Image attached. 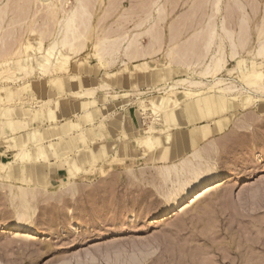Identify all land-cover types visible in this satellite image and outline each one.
Instances as JSON below:
<instances>
[{"label": "rangeland", "instance_id": "374dc122", "mask_svg": "<svg viewBox=\"0 0 264 264\" xmlns=\"http://www.w3.org/2000/svg\"><path fill=\"white\" fill-rule=\"evenodd\" d=\"M7 1L0 0L3 3ZM69 1L72 4L76 2ZM109 1L96 0L92 20L96 29L85 51L73 55L69 65L47 75H40L38 70L31 75L20 71L22 78L17 82L7 79V72L0 75V96L4 97L0 100V161L6 163L4 169L0 167V264H264V156L262 159L256 157V153L264 151V95L248 103L249 96L235 99V95H223L214 89L203 92L196 106L188 109L186 106L190 96L180 93L178 106L173 101L168 102L169 112L172 111L168 120L176 123L174 129L163 132L156 130L153 133L155 145L148 147L149 150L137 147V137L144 134L148 125L157 118L156 114L142 113L137 107L138 97L158 96L152 87L163 86L168 81L200 77L188 67L174 64L176 53L171 50L180 46L179 43L190 38L205 23L209 13H212V0L208 4L204 0L203 5L200 3L202 0H159L161 4L164 3L166 15L161 21L163 42L160 51L129 62L133 73L127 68V72L132 74L120 76L121 86L117 89L120 91L117 97H112L116 92L108 96L104 91L89 95L101 103L110 101L112 108L96 113V119L85 122L83 128L80 123L77 127L72 123L77 122L84 112L79 105L80 99L74 96L73 91L84 88L83 85L79 87L81 81L95 85L103 81V76L99 72H84L70 78V74L78 73L83 65L97 64L94 44L98 37L114 29L110 35H115L120 25L119 30L135 33L149 25L147 22L141 28L138 26L146 15L147 7L150 6L152 12L156 11L152 3L156 0H113L116 4L113 2L114 7L107 12ZM227 1L223 0L222 14L216 19L219 23L226 12L223 11ZM246 1H252L246 9L249 39L247 45L241 48L239 58L229 59L228 68L237 69L231 75L227 70L224 72L227 77L232 76L237 80L238 84L243 83L244 79L237 66L239 60H244L246 69H251L253 65L264 69L262 58L257 59V64L250 63L260 37L264 0ZM31 5V10L25 15L26 20L15 27L7 40L8 48L0 57V70L7 64L18 72V68H22L26 62L37 66L38 58L43 59V53H46L53 39L47 34L51 29L53 32L56 30V21L47 18L43 11L37 12L35 2ZM196 10V16H192ZM11 12L3 23L5 31L15 16ZM190 13L194 18L189 17ZM101 15H105L102 21L99 20ZM190 20H193L190 22L192 24ZM174 23L179 24L178 29H184L181 36L176 33V38L171 40V25ZM189 24L190 28L187 26ZM234 27L237 28L236 25ZM8 31H0V39ZM44 36L45 40L42 39ZM142 42L147 45L148 36H143ZM29 43H33L34 47L27 51L25 45ZM195 55L198 57L200 54L197 51L193 57ZM62 57V54H58L54 60H62ZM200 59L197 58L202 61L203 57ZM134 64L140 66L133 69ZM122 67L120 63L111 70L118 71ZM199 68L200 72L202 66ZM141 71L153 72L151 89L135 85L134 72ZM61 74L66 77L57 82ZM162 76H165L164 82ZM141 90L146 93L138 94ZM165 94L160 96H167ZM59 96L72 97L68 101L73 100L77 109L67 114L58 108L57 120L41 122L39 117L47 107L43 101L51 98L50 105L57 106ZM123 104L126 106L122 107ZM6 109H12L16 118H26L29 123L27 130L21 134L8 128ZM102 112H109L105 119L109 133L105 135V140L109 139L112 143L109 152L100 156L99 151L98 157L93 158L87 151L96 143L89 145L87 142L90 139L93 143L98 141L96 136L94 139L92 137L101 129L94 128L93 124L103 118ZM55 123L63 124V130L53 128ZM70 125L74 126L71 128ZM22 127L25 125L22 124ZM172 131L174 135H171ZM124 132H128L129 136ZM56 133L59 135L55 136ZM14 134L22 135L19 148H27L28 155L14 156L12 151L9 155L5 154L8 137ZM81 136L84 138L81 139ZM44 141L47 144L54 142L55 147L52 146L50 151L57 149L62 155L46 158L38 150L39 143ZM209 146L212 148V159L224 170L226 182L192 203L188 210L162 214L165 193L172 184L164 183L160 168L167 163L180 162L195 148ZM79 153H83L79 157V164L83 168L77 170L75 164L71 165L68 160ZM51 162L54 164L49 166ZM21 186H36L41 190L38 197L32 199L33 207H36V215L32 219L41 232L30 238L17 230L3 227V222L15 220L17 211L21 209V200L14 198ZM70 186L77 187L76 191Z\"/></svg>", "mask_w": 264, "mask_h": 264}, {"label": "bare ground", "instance_id": "6f19581e", "mask_svg": "<svg viewBox=\"0 0 264 264\" xmlns=\"http://www.w3.org/2000/svg\"><path fill=\"white\" fill-rule=\"evenodd\" d=\"M203 1L204 0L200 2L202 3V5L204 3L206 4L209 3V0H206L204 3ZM32 2L33 3L35 2V4L37 5V12L43 11L44 14L46 13L47 18L50 17L54 21H56V30L53 32L51 29L49 33L47 32L48 34L46 33L49 36H53V39L49 47L47 48L46 53H43V59L38 58L37 66L31 65L30 62H26L22 64L23 66L22 68H18L19 70L18 72L16 69H14L11 66V64H7L5 68L0 70L1 76L3 73L5 74L7 72V75L5 74V77L7 79H10V81L16 80L17 82L22 78L21 76L22 73L30 74L35 72V70H38L39 71L38 73H40V75L42 74L47 75L60 71L62 67L67 66V64L69 65V59L73 57V55H79L85 51V49L87 48V42L89 39L92 38L91 35L93 31L96 29L92 24L93 15H94L93 10L96 0H76L74 4H72L69 0H8L6 3L0 2V31L6 32L8 31L9 28V31L6 34H4L3 36L4 38L2 37L0 39V57L5 54L4 52H6V49L8 48L7 40L11 37V34L14 32L13 30L15 29V27L19 23L26 20L25 15L28 13V11L31 10ZM113 2H114L113 0L109 1V8L107 7L108 8L107 12H110V10L116 4L115 2H114L115 4ZM250 2L252 3V1ZM250 2H247L246 0H228L225 5L226 8H224L225 10L223 11L226 12L222 17L221 22L219 23L216 19L220 14H222L223 0L210 1L212 13L211 12L209 13L210 16L209 18L206 19L205 23L202 24L199 30L194 32L195 34L193 33V35H191L192 37L190 36V38H188L186 41L184 40L182 44L179 43L180 46L175 47L176 46L175 45L174 46L175 48H172L171 51L172 52L174 51V53H176L175 54L176 57L174 58L175 59L174 64L176 62L177 64L181 65V67H188L191 70V72L200 75V77L198 78V77L190 76V77L179 78L172 82L168 81L163 86L161 85V86L152 87L153 90H156V92H158L159 94L158 96H154L150 98L138 97L137 107L141 109L143 114L151 113L157 115L156 121L150 123L148 125V128L145 129V133L137 137L136 139L138 141L137 147L139 149L140 148L142 149L144 147L148 149V147H152L155 145L153 133L156 130L163 132L166 130L170 131L174 129L176 123H173L168 120V118H170V113L172 112V111L169 112V110L171 109H169L168 102L173 101L175 102V105L178 106V104L180 103L179 100L180 98L178 97V94L180 93H185L190 96V99L189 101H187V106H186L188 107V109L189 107L196 106L197 99L199 98V96H201L203 92L213 91L214 89L217 92H222L221 94L223 95L224 94L226 95L227 93L235 95L233 96V98L235 99L240 98L241 96H249L250 101L248 103L252 102L257 97H261L262 95H264L263 68L253 65L251 69H246L244 67V60H239L237 66L240 69V71H242V75L244 78L242 81L243 83L241 84H238L237 80L233 79L232 76H231L232 78L227 77L228 75L226 76V74L224 73L225 70H227L228 74L231 75L232 72L237 69V68H233V69L228 68L229 59L237 60L239 58L241 48L247 45L246 42H247V38L249 37V17L246 12V9L247 6H249L248 4ZM152 3H154V6L153 4L151 6H153L156 11L152 12L153 10L152 11L150 10V6L147 7L149 11L147 9L146 15H144L145 17H142L141 22L139 21L138 23V26L140 28L145 24L149 23L147 27L139 29L135 33H130L129 30H119L121 26L120 25L117 26L118 33H116L115 35L113 36L110 35L112 32L115 31L114 29V31L110 32L109 34H103L104 36L100 38L98 37L97 38L98 40L96 39L97 41L94 44L95 45L94 47L96 48L95 55L97 56V59L99 60L101 66L110 67L118 63H123L124 65H126L127 63H129L127 59H133V58L136 59V57L140 56L141 54H153L156 53L157 51H160L163 42V29H162L161 21H163L166 16L165 7L163 5L164 3L161 4V1L159 0H156L155 2ZM145 8H146V4H145ZM253 8L254 10L256 9L255 6H253ZM196 9H198V7ZM10 11H12L15 16H13L11 23L9 22V27L7 26L8 28L5 31L3 23L5 22V18L7 17ZM197 11L198 10L193 11V13ZM107 12L106 15L108 14ZM195 14L196 13H194L192 16H194ZM32 15L34 14L32 13ZM189 15L190 18H194L191 17V13ZM187 16L186 18L190 19ZM103 18H105V15L104 16L101 15V17H99V20L102 21ZM183 18L184 20L186 19L185 17ZM183 18L181 20H183ZM190 22H193V20H190L189 23ZM199 22H201V20ZM174 24H173L174 26L171 25L172 28L171 40L176 38L175 37L176 33L177 35H180L184 29L183 27H182L183 29L179 28L180 32L178 33L177 30L179 29L177 27L179 24L176 23ZM190 24L187 25L188 28H190L189 27ZM44 25L46 24H43V26ZM235 25L237 26V28L234 27ZM52 26L53 24H51V28ZM20 27L22 28V25ZM259 31H260V37L257 47L250 58L251 64H255L257 62V59L259 58L264 59V17ZM99 32H97V34ZM145 35H148L150 39L149 44L147 45L149 47L146 52L144 51V49L146 50L145 46H143L141 43L142 36ZM6 37L7 39L5 40ZM44 38L45 36L42 39ZM33 47H34L33 43H29L25 45V49L27 51L32 50ZM38 50L40 51V48H38ZM197 51L203 57L202 61H204L203 62L204 64H201L202 61L197 60V58L200 59L201 57L200 55L198 57L197 55L193 57L194 53H197ZM58 54H62L63 56L62 60H54L55 56H57ZM122 56H126V57L124 59H121ZM144 56H148V55H144ZM206 57H208V59L205 61ZM200 66H202V70L199 72ZM20 71L22 73H20ZM62 74L58 75L59 80L63 79ZM164 79L165 76H162L161 80L163 81ZM148 89H151V87H149ZM6 90H8V87H6ZM11 90L12 89H10V91ZM91 91L92 89L89 88V90L86 92L75 93V94H77L78 97L85 95L87 96V94L89 95ZM92 92L94 93V90ZM144 93H146V91L141 90L139 91L138 94H144ZM163 93H166L167 96L165 97L160 96V94ZM1 99L2 100L4 99L2 95L0 96V100ZM124 106L126 105L123 104L122 107ZM1 111L2 109H0V112ZM41 122H44V120H42ZM10 125L12 131L14 132L16 131V133H19L17 132L18 127L14 119L10 120ZM124 133L125 135L129 134L127 132ZM206 134H208V132L201 134L200 137H203V135ZM21 136H22L21 134H14L8 137V143H7L8 148L5 149V154L7 153L9 155L10 151L14 153V156L18 154L19 155L29 154L27 148H19V139H21ZM102 136H105V134L104 135L102 134ZM96 138L98 139L99 135L96 136ZM45 139L46 136L43 137V140ZM192 140H194V138H192ZM106 145L107 144L102 145L101 149L99 148V145L94 146L95 147L94 149H99L101 156L104 155L107 151ZM52 146L55 147L54 142H50V144H47L45 141L40 142L38 146V150L41 151L42 154H44V156L48 159H50V157L53 156H55L56 158L60 157V155L62 154L59 153L57 149H55V152L50 151ZM211 149L212 148L210 146L204 148L201 147L195 148L193 151L189 153L188 156L182 157V159H180V162L174 161L172 163H167L160 168L159 173L161 174L164 183L172 184V187L169 188L165 193L166 201H165V205H163L164 209L162 214L169 215L175 211L179 213L182 210L185 209L188 210L189 207L193 206L192 203L196 202L197 200H200L203 196L212 192L218 187L222 186L226 182L223 174L224 170L222 171L219 168L218 164L212 159ZM87 152L92 154V150H89ZM82 154L83 153L75 154V156L71 157L68 160L71 165L75 164L76 166L75 168L77 170L83 168L79 164L80 163L79 157H82L83 156ZM179 154L182 155L183 153H179ZM263 156H264V151L256 153L257 159H262ZM5 165H6L5 162L0 161L1 168L4 169ZM32 167L33 165H31V168ZM71 184L72 183H70V185ZM36 186L35 187L21 186L19 188V193H17L14 196V198L21 200L22 202L21 209L17 211L15 220L3 222L4 228L10 230L13 229L17 230L18 232H20V234L21 233L24 234L23 235L24 237L26 236L28 238L33 237L34 235L39 234L41 232V228L35 226L34 225L35 221L33 222L32 219L33 216L36 215V209H35L36 207H33L32 199L37 198L41 192V190L39 191V188ZM70 188L75 189L74 186L73 187L70 186ZM182 199L183 200L186 199V200L183 201L182 203H179L180 200Z\"/></svg>", "mask_w": 264, "mask_h": 264}, {"label": "crops", "instance_id": "0c3cea01", "mask_svg": "<svg viewBox=\"0 0 264 264\" xmlns=\"http://www.w3.org/2000/svg\"><path fill=\"white\" fill-rule=\"evenodd\" d=\"M145 36H148V35H145ZM143 37V36H142ZM149 38V37H148ZM150 40V39H149ZM149 44V43H148ZM147 44V45H148ZM142 45L145 46L146 50L144 49V51L146 52L148 47L147 45L143 44L142 42ZM143 51V50H142ZM156 54V53H155ZM142 55V56H141ZM140 56H138L139 58H146V57H149L151 55H154V54H141ZM144 55H148V56H144ZM126 56H122L121 59H124ZM136 57V59L138 58ZM130 60H135L134 58L133 59H127L128 62H130ZM120 63L116 64V65H113V66H110V67H103L101 66L99 60L97 59V64L96 65H93V64H87V65H83L81 66L79 69H78V73H75V74H70V78H75L77 76H80L81 73H100L102 76H103V81L101 83H97L95 85H87L85 84L83 81H81V85L79 87H82V85L84 86V89L80 90L79 88L75 89V91H73V93H82V92H86L90 89H92V91L94 90V93L91 91L89 93V95H91L92 93L95 94L97 93L98 91H104L105 94H109L108 96H111L113 92H116L117 94H113V96L117 97V95L120 93V91H118L117 89L120 88L121 86V80H120V76L121 75H131L133 72L131 71V67L129 66V63H127L126 65H124L122 63V69L121 70H118V71H112L111 68H114L115 66L119 65ZM144 64V63H143ZM140 64H134L133 65V69H136L137 67H139ZM127 68H129V70L132 72H127ZM110 69V70H109ZM146 72V73H145ZM145 72H134V75L136 76L135 78V85H137L138 87L140 88H149L151 87L152 85V82H153V72H148V71H145ZM129 73V74H128ZM131 73V74H130ZM66 75H63V78H65ZM68 77V76H67ZM62 81V80H61ZM57 82H60L57 81ZM105 82V83H104ZM55 85V84H54ZM101 85V86H100ZM104 85V86H103ZM106 85V86H105ZM108 85V86H107ZM95 87H96V90H95ZM107 87V88H105ZM155 87V86H154ZM104 88V89H103ZM85 90V91H84ZM113 90V91H112ZM89 95L87 94V96H77V94H75L74 96H77L79 99H80V103L79 105L81 106V108H84V112L82 114L79 115V120L77 122L73 121L72 123L76 126L78 123H80L82 125V128H83V124L85 122H93L95 119H96V113L100 112L101 110L102 111H105L106 109H110L112 108V104L111 102L107 101L105 103H101L97 98H91L89 97ZM62 97V98H61ZM59 96V99L60 100H56L57 102V106H51L50 105V102H51V98L49 99H46V101L44 100V105H46V109L43 113H41L40 115V120H48V121H55L59 118V115L57 113L58 110L60 111H63L64 113H67L69 114L70 112H73L77 109V104L72 100V101H68V100H71L72 97H63V96ZM50 101V102H49ZM100 102V103H99ZM111 105H110V104ZM59 108V109H58ZM58 109V110H57ZM103 113V118L100 119V121H98L97 123L93 124L94 128H100L101 130L100 131H97L95 133L96 136L99 135V138L97 139L98 141L94 142L93 143V140L90 139V141H88V144H95L94 146H98L99 145V148L101 149V146L102 145H106V150L107 152H109L110 150V143L111 140L107 139L105 141V136H102V134L106 135L109 133V131L107 132L106 130V117L108 116L107 113L109 112H102ZM105 115V116H104ZM13 117V118H12ZM90 118V119H89ZM93 118V119H92ZM11 119H14L16 121V125L18 127V130L17 132H20L22 134L23 131L27 130V127L29 126V123L27 121L26 118H23V119H20V118H16L15 116H13V111L12 109H6V120L9 121V124H8V128H11V125H10V120ZM100 122V123H99ZM62 122H60L61 124ZM25 125V127L21 129V126ZM56 125L53 127V128H56V130L58 129H62L63 130V124L60 126L59 123H55ZM105 124V125H104ZM72 125V126H74ZM52 126V125H51ZM72 126L70 125V127L72 128ZM51 128V127H50ZM92 128V127H91ZM90 128V129H91ZM88 130V129H87ZM128 133V132H127ZM57 135L55 136H58L59 133H56ZM62 134V133H61ZM64 135V133H63ZM87 135H88V132H87ZM171 135H174V132L172 131L171 132ZM89 137V136H88ZM94 137V135H93ZM92 137V139H93ZM105 137V138H104ZM84 138V136H81V139ZM86 138V137H85ZM101 138V139H100ZM101 142H104L103 144H101ZM94 146L91 148L92 150V157H96L97 156V152H99L100 150L99 149H94ZM102 151V150H101ZM167 152L170 151V150H166ZM53 152V151H51ZM58 152L60 153V151L58 150ZM64 152H67V151H64ZM171 152V151H170ZM173 153V152H172ZM54 163L51 162L49 164V166H52Z\"/></svg>", "mask_w": 264, "mask_h": 264}]
</instances>
